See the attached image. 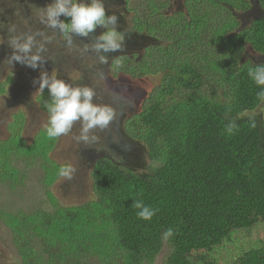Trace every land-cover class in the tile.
<instances>
[{
    "label": "trees",
    "instance_id": "1",
    "mask_svg": "<svg viewBox=\"0 0 264 264\" xmlns=\"http://www.w3.org/2000/svg\"><path fill=\"white\" fill-rule=\"evenodd\" d=\"M170 1H149L133 13L124 40L139 53L121 56L113 70L158 78L124 124V135L145 151L146 170L103 158L92 169L94 200L62 206L50 189L59 178L50 158L57 139L43 129L32 143L19 132L2 143L0 184H25L17 161L41 163L50 205L0 209L20 264H151L165 243L164 264H207L238 232L252 234L264 223V100L248 76L264 64L248 54L264 56V16L248 25L241 18L254 2L264 12V0H185L174 11ZM39 101L47 113L48 91ZM134 200L156 214L138 218ZM260 244L230 254L232 264H264V235Z\"/></svg>",
    "mask_w": 264,
    "mask_h": 264
},
{
    "label": "rangeland",
    "instance_id": "2",
    "mask_svg": "<svg viewBox=\"0 0 264 264\" xmlns=\"http://www.w3.org/2000/svg\"><path fill=\"white\" fill-rule=\"evenodd\" d=\"M13 1L19 10H12L4 4ZM41 1H44L41 4ZM0 0V11L7 13V21L0 22V27L5 28L0 31V83L6 84V91L0 96V147L2 143L19 132L22 137L32 143L36 134L47 126L48 114L43 111V105L39 101L41 93L38 85L32 81L39 77L40 72L46 71L55 74L65 82L77 85H87L96 90L94 102L99 104H109L116 111V119L107 129H95L94 134L98 137V142L85 146L78 143L75 136L79 134V124L74 125L72 131L57 138V143L50 153V158L59 166L71 164L75 169L72 180L59 177L51 186V192L62 206H77L94 200L95 194L92 186V169L95 164L103 159L110 158L115 163L135 170H146L149 163H143L145 151L135 142L130 141L124 135V124L132 115L136 114L141 107L142 101L157 85V77H145L143 79H131L123 73L114 74V67L117 65L115 60L120 62L121 56L129 51V46L134 44L130 41L129 45L124 40L121 51L109 54V61L106 65H100L97 57L85 55L81 57L77 51L69 50L64 47L62 38L54 36L48 44L46 56L47 60L42 68L32 69L18 62L10 65L7 57L11 54V48L7 43V27L15 25L20 31L43 30V25L38 21L42 8L46 7L52 0ZM149 1L157 4L165 3V0H104L106 14L115 13L118 16L117 30H131L130 24L133 13L140 12ZM185 0H172L171 11L184 6ZM183 4V5H182ZM26 8H28L26 10ZM9 12L11 14H9ZM264 16L263 10L257 2L252 4L251 9L243 17V24L256 18ZM61 20L67 19L63 16ZM49 35H53L51 30H45ZM105 29L98 27L95 34H101ZM88 42L87 38H79L75 41V46H82L81 41ZM138 53L139 51L136 50ZM250 57L264 61V56L248 53ZM135 55V54H132ZM139 55V54H138ZM103 70L106 79H101L98 75ZM46 91L47 88H45ZM259 113L264 116V101L259 108ZM120 118L116 126V120ZM32 166L25 167V163L17 161L16 166L24 173L25 186L21 185L16 189L0 184V209L16 213L18 210L33 211L42 207L50 209L46 188L43 183L44 169L41 163H31ZM25 165V166H24ZM252 234L238 232L232 242L225 243L223 250L216 248L211 252L207 264H232L230 254L233 257L239 255V251L249 248L256 249L261 247L260 241L264 235V223H258L251 231ZM236 238L243 241L246 248L236 242ZM236 242V243H235ZM250 246V247H249ZM170 252L168 244L158 257L151 264H164ZM227 254V257L224 254ZM229 254V255H228ZM20 257L12 243L10 229L0 220V264H20ZM234 264V263H233ZM238 264V263H235Z\"/></svg>",
    "mask_w": 264,
    "mask_h": 264
},
{
    "label": "clouds",
    "instance_id": "3",
    "mask_svg": "<svg viewBox=\"0 0 264 264\" xmlns=\"http://www.w3.org/2000/svg\"><path fill=\"white\" fill-rule=\"evenodd\" d=\"M61 16L68 18V22L61 20ZM38 21L43 30L20 31L15 25L7 27V43L12 50L7 57L10 65L18 62L32 69L42 68L47 60H51L46 53L54 36L61 37L64 47L74 49L81 57L94 54L100 65L108 64L109 54L121 51L124 45L125 35L117 30L118 16L115 13L106 14L104 0H52L42 8ZM98 27L105 31L96 35ZM4 29L0 27V31ZM45 30H51L53 35ZM81 37L87 38L88 42L80 40L82 46L76 47L75 41ZM115 63L118 65L119 60L116 59ZM98 75L106 79L102 69ZM248 76L261 88L257 98L264 100V64L249 68ZM32 83L38 85L41 93L47 88L50 96V101L44 105L48 114L45 134L50 140L70 133L78 123L76 141L85 146L93 145L98 142L94 130L107 129L116 119V111L111 105L94 102L96 90L90 86H74L43 70ZM252 126L255 127L254 122ZM228 130L231 132L232 127ZM75 171L71 164H65L59 166L57 175L72 180ZM133 207L138 210V218L143 220H150L157 211L140 200H134ZM165 235L170 236L171 232Z\"/></svg>",
    "mask_w": 264,
    "mask_h": 264
},
{
    "label": "flooded vegetation",
    "instance_id": "4",
    "mask_svg": "<svg viewBox=\"0 0 264 264\" xmlns=\"http://www.w3.org/2000/svg\"><path fill=\"white\" fill-rule=\"evenodd\" d=\"M41 1V0H40ZM44 1H41V4L43 3ZM49 4V3H48ZM12 6V10H17L19 7H18V5L15 3L14 4V2L13 1H8V2H6L5 4H4V8L5 7H11ZM10 9V8H9ZM23 8H19V10L21 11V13L24 11V10H22ZM28 8H26V10H27ZM9 14H11L10 12H9ZM4 21H7V13H6V10L4 9V12H2V11H0V22H4ZM44 91H46V89L44 90ZM1 95H3V94H1ZM0 95V96H1ZM119 121H120V118H118L117 120H116V126L118 125V123H119ZM126 137V136H125Z\"/></svg>",
    "mask_w": 264,
    "mask_h": 264
}]
</instances>
